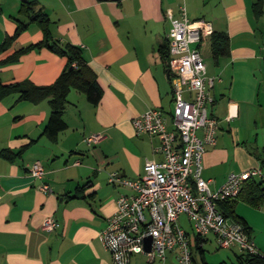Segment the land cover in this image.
Here are the masks:
<instances>
[{
    "label": "crops",
    "instance_id": "0c3cea01",
    "mask_svg": "<svg viewBox=\"0 0 264 264\" xmlns=\"http://www.w3.org/2000/svg\"><path fill=\"white\" fill-rule=\"evenodd\" d=\"M33 1L48 17L53 40L81 49L102 97L93 106L71 90L63 113L67 127L56 142L42 136L50 115L46 101L16 103L17 96L11 95L0 102V264H111L99 236L116 211L118 197L131 192L111 185L108 177L118 173L135 179L147 162L162 160L155 152L160 137L137 135L132 120L149 109H172V75L159 53L172 30L168 14L178 20L184 10L188 20H204L214 33L229 38L228 55L217 60L209 38L201 46L211 56L209 71L203 62L206 75L214 78L209 114L218 122L216 144L205 147L203 179L216 190L231 172L264 170V9L258 16L252 9L259 0ZM0 9L1 44L27 19L20 13V0H0ZM42 38L39 26L28 23L0 51L3 84L54 83L65 58L41 48L14 60L19 49ZM259 127L261 139L255 133ZM98 134L100 142L86 144V137ZM5 152L21 153L7 161ZM36 161L43 166L42 180L27 172ZM87 182L90 187L78 192ZM41 183L50 192L39 191ZM234 211L247 222L256 249L264 254V203L253 208L237 202ZM47 217L59 223L54 232L41 229ZM130 264H176V258L167 253L164 262H149L134 255Z\"/></svg>",
    "mask_w": 264,
    "mask_h": 264
},
{
    "label": "built area",
    "instance_id": "2783aa9c",
    "mask_svg": "<svg viewBox=\"0 0 264 264\" xmlns=\"http://www.w3.org/2000/svg\"><path fill=\"white\" fill-rule=\"evenodd\" d=\"M170 20L172 30L166 35L168 51L167 70L172 75V109L165 113L149 109L132 120L137 135L160 137L155 152L159 162H147L143 174L129 179L118 173L108 177L111 185L130 190L116 200V211L107 219L106 228L99 238L111 256V264H130L134 255H144L149 262H164L167 253H173L176 264H193L189 235L178 223L185 215L194 235L205 239L212 235L219 248H237L240 252L259 256L260 253L243 227L225 217L218 205L236 199L243 182L249 179L264 181L261 168L240 173H229L216 190L202 177V160L207 145L216 144L218 122L209 114L213 99L210 90L214 78L206 75L201 57V46L213 34L210 23L182 17ZM168 118V121H167ZM101 135L85 138L87 145H95ZM27 172L42 180L43 166L33 162ZM39 191L50 192L45 183ZM59 223L47 217L41 223L44 232H54ZM150 238L149 251L144 241Z\"/></svg>",
    "mask_w": 264,
    "mask_h": 264
},
{
    "label": "trees",
    "instance_id": "16d2710c",
    "mask_svg": "<svg viewBox=\"0 0 264 264\" xmlns=\"http://www.w3.org/2000/svg\"><path fill=\"white\" fill-rule=\"evenodd\" d=\"M252 9L257 16L261 15L264 9V2L262 0L257 1L252 6ZM20 13L26 17L27 23L18 22L14 36L4 39L0 44V51L7 49L14 38L26 29L28 23H35L42 32V40L37 44L28 45L19 49L15 53L14 60L30 51L46 48L57 56L65 58L66 65L54 83L47 86H35L27 80L12 84H3L0 80V102L11 95L17 96L16 103L25 102L38 105L46 101L50 108V115L44 125L42 136L50 142H56L59 133L64 131L67 127L63 119V113L70 91L74 90L83 94L91 105L97 106L102 97V89L97 82L96 75L85 63L81 49L68 43L59 44L53 40L50 31V21L42 10L36 9V4L33 0H20ZM209 45L214 60L228 55L229 38L226 34L213 32L209 38ZM159 53L162 63L167 67L168 51L166 44H163L159 48ZM167 73L170 75L168 70ZM20 153L13 155L11 152H5L2 157L7 161H12L16 156H19ZM262 153L264 156V148ZM261 163L264 165V159H262ZM263 183V180L254 178L249 179L243 182L242 188L236 199L226 200L218 205L222 214L239 223L248 235L251 234V228L243 218L236 215L234 211L235 205L237 202H242L253 208L260 207L264 203ZM89 187L90 182H87L83 186L78 187L77 191L82 193ZM189 237L193 264H196L197 255L201 260V264H207L203 259L204 251L202 245L204 239L194 234H192V236L189 235ZM235 258L238 264H263L262 259L257 255L240 252L239 255L235 254ZM220 264L226 263L222 262Z\"/></svg>",
    "mask_w": 264,
    "mask_h": 264
},
{
    "label": "rangeland",
    "instance_id": "374dc122",
    "mask_svg": "<svg viewBox=\"0 0 264 264\" xmlns=\"http://www.w3.org/2000/svg\"><path fill=\"white\" fill-rule=\"evenodd\" d=\"M201 57L204 59L205 64L208 67V71L211 68V56L208 47H205L203 51H200ZM168 121V118H167ZM259 136L258 138L261 139L263 136V132L261 128L257 130ZM254 133V135H255ZM261 141V140H260ZM260 153V152H259ZM260 157L264 159V156L262 152L260 153ZM264 185V183H263ZM179 225L182 229H184L190 236H192L193 231L191 228V224L189 223L188 219L185 215H180L178 220ZM205 243L203 244V251H204V262L207 264H220L222 262L226 264H238L237 259L235 258V254H240V251L237 248H231V249H222L219 248L218 244L216 243L215 238L212 235H208L206 237ZM198 264H201V260L199 256H196Z\"/></svg>",
    "mask_w": 264,
    "mask_h": 264
},
{
    "label": "water",
    "instance_id": "95a60500",
    "mask_svg": "<svg viewBox=\"0 0 264 264\" xmlns=\"http://www.w3.org/2000/svg\"><path fill=\"white\" fill-rule=\"evenodd\" d=\"M111 1H117V0H111ZM150 241H151L150 238H146L145 241H144V246H145V250H146V251H149V248H150Z\"/></svg>",
    "mask_w": 264,
    "mask_h": 264
}]
</instances>
